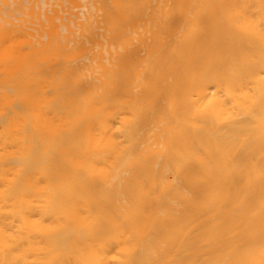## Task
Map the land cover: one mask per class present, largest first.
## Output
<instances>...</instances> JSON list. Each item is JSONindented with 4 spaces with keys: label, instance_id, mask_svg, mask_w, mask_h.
<instances>
[{
    "label": "bare ground",
    "instance_id": "6f19581e",
    "mask_svg": "<svg viewBox=\"0 0 264 264\" xmlns=\"http://www.w3.org/2000/svg\"><path fill=\"white\" fill-rule=\"evenodd\" d=\"M0 264H264V0H0Z\"/></svg>",
    "mask_w": 264,
    "mask_h": 264
}]
</instances>
